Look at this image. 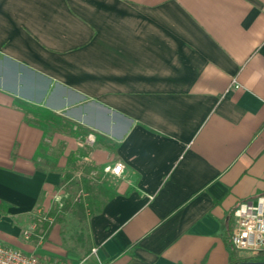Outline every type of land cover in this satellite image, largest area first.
<instances>
[{"label":"crops","instance_id":"1","mask_svg":"<svg viewBox=\"0 0 264 264\" xmlns=\"http://www.w3.org/2000/svg\"><path fill=\"white\" fill-rule=\"evenodd\" d=\"M115 162L120 176L101 172ZM81 165L104 178L84 188L92 213L24 239ZM261 194L264 0H0L1 243L76 264H230L232 212Z\"/></svg>","mask_w":264,"mask_h":264},{"label":"built area","instance_id":"2","mask_svg":"<svg viewBox=\"0 0 264 264\" xmlns=\"http://www.w3.org/2000/svg\"><path fill=\"white\" fill-rule=\"evenodd\" d=\"M94 138L91 134L86 138L85 144L91 146ZM123 165L120 162L106 165L101 172L120 176ZM98 170L94 171L96 175ZM52 218L41 213L24 232V239L35 235L38 242H42L44 234H35L39 222H52ZM230 244L236 250L245 254L246 258H264V194L240 202L232 212V228ZM95 251V249H93ZM0 264H76L69 260H45L33 253L12 248L0 242Z\"/></svg>","mask_w":264,"mask_h":264},{"label":"rangeland","instance_id":"3","mask_svg":"<svg viewBox=\"0 0 264 264\" xmlns=\"http://www.w3.org/2000/svg\"><path fill=\"white\" fill-rule=\"evenodd\" d=\"M89 134H91L94 138V143L91 145V146H94L97 142V138H96V135L93 133V132H88L84 135H80L78 136L77 138V146H89L88 144H85V140L86 138L89 136ZM94 171H96V169H93L91 172H89L87 175L85 173V168L81 165L80 169L75 173V176H74V186L73 188H71L72 190V196H71V199L70 201H72L73 203H80V204H83L85 209L88 208V202L86 200L87 198V194H86V190L84 189L83 187V184H82V179L85 178V179H91V181L94 183L95 182V185H99L100 183L103 182L104 178L102 179L101 178V182H100V179H99V173H97L96 175L94 174ZM87 177H86V176ZM63 204V203H61ZM60 204L59 206H57V208H60ZM241 258V257H239ZM242 258H246L245 257V254L242 255Z\"/></svg>","mask_w":264,"mask_h":264},{"label":"trees","instance_id":"4","mask_svg":"<svg viewBox=\"0 0 264 264\" xmlns=\"http://www.w3.org/2000/svg\"><path fill=\"white\" fill-rule=\"evenodd\" d=\"M82 184L86 190H88L90 193H92V189H93L92 181L89 182V180L83 178ZM60 206H61L60 208L56 209L52 213L53 215H49L53 220L55 219V216H58L61 213V211H68L70 209L71 211H73L76 214L78 213V214L84 215L85 210H86L83 204L73 203L70 200L65 201L63 204H60ZM88 209L90 211L89 213L91 214L92 209L91 208H88ZM235 251L236 250L231 246L230 247V264H251V262H253V261H255V262L256 261H264V258H261V259L236 258L235 257Z\"/></svg>","mask_w":264,"mask_h":264},{"label":"water","instance_id":"5","mask_svg":"<svg viewBox=\"0 0 264 264\" xmlns=\"http://www.w3.org/2000/svg\"><path fill=\"white\" fill-rule=\"evenodd\" d=\"M251 264H264V261H253V262H251Z\"/></svg>","mask_w":264,"mask_h":264}]
</instances>
